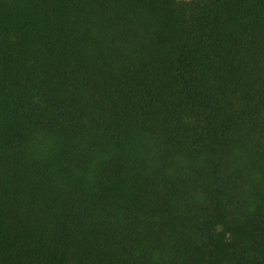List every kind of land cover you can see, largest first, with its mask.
<instances>
[{"label": "trees", "instance_id": "trees-1", "mask_svg": "<svg viewBox=\"0 0 264 264\" xmlns=\"http://www.w3.org/2000/svg\"><path fill=\"white\" fill-rule=\"evenodd\" d=\"M0 264H264V0H0Z\"/></svg>", "mask_w": 264, "mask_h": 264}]
</instances>
